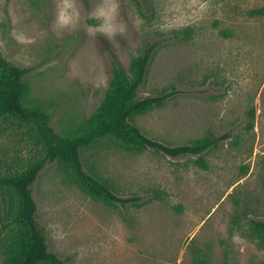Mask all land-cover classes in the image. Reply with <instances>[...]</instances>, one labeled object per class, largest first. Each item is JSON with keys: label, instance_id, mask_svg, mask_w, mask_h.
<instances>
[{"label": "rangeland", "instance_id": "374dc122", "mask_svg": "<svg viewBox=\"0 0 264 264\" xmlns=\"http://www.w3.org/2000/svg\"><path fill=\"white\" fill-rule=\"evenodd\" d=\"M150 44L137 98L176 92L133 123L166 145L226 137L202 154L206 168L108 139L83 149L86 171L134 198L124 205L93 200L46 162L31 189L48 249L68 264H193L197 251L211 264H264L251 224L264 221V0H0V52L29 69L25 101L57 132L93 111L113 61L126 68ZM42 156L26 125L0 120V174ZM10 204L0 189V227Z\"/></svg>", "mask_w": 264, "mask_h": 264}, {"label": "trees", "instance_id": "16d2710c", "mask_svg": "<svg viewBox=\"0 0 264 264\" xmlns=\"http://www.w3.org/2000/svg\"><path fill=\"white\" fill-rule=\"evenodd\" d=\"M180 32L186 38L190 35L188 29ZM153 55L154 45L150 44L133 56L126 68L113 61L111 76L99 103L72 131L61 133L52 127L51 115L40 103L25 101L24 76L29 69L12 64L0 52V120L11 117L26 125L43 151L41 158L29 161L20 171L0 174V189L12 198L7 220L0 227L1 264H68V258L62 259L48 249L36 218L31 185L46 162H58L84 193L106 205H124L134 198L116 195L107 180L84 169L81 151L103 139L129 152L152 148L171 157L196 155V163L206 168L202 154L216 147L226 134L208 133L187 143L166 145L149 138L133 123L136 116L162 106L176 92L175 86H170L157 94L137 98ZM251 224L264 248V221L251 220ZM192 262L211 264L201 251L195 253Z\"/></svg>", "mask_w": 264, "mask_h": 264}]
</instances>
